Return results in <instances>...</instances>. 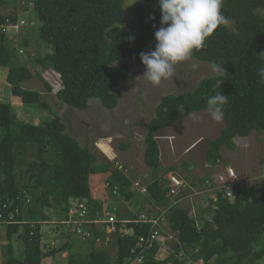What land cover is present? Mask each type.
<instances>
[{
    "label": "trees",
    "instance_id": "16d2710c",
    "mask_svg": "<svg viewBox=\"0 0 264 264\" xmlns=\"http://www.w3.org/2000/svg\"><path fill=\"white\" fill-rule=\"evenodd\" d=\"M7 1L0 0V8ZM21 1L26 3L24 11L32 6L36 27L16 43L12 35L0 32L3 80L11 97L24 107L47 110L50 115L42 123L32 124L18 118L11 103L0 100V208L7 205L0 220L8 219L9 212L19 209L14 216L18 223L8 224L5 229L6 243L0 248L3 264H42L44 259L63 252L68 256L67 264H125L138 237L147 233V224L133 226L132 236L112 234V257L95 246L97 240L106 237L103 229L86 228L91 234L79 238L69 226H64L59 233L65 242L53 247V238H44L43 225L52 218L65 219L73 199L85 201L91 217L107 203L117 218L134 217L130 210H119L117 196L110 190L112 186L127 202L136 200L137 210L165 207L169 202L166 188L155 174L159 168L164 173L174 167L162 170L155 133L189 113L206 109L207 97L215 92L222 91L229 98L223 106L224 127L217 138L207 141L205 158L210 165L220 161L222 146L234 148V137H246L251 132L264 134V84L259 83L257 74V69L264 66V55H258L264 52V0H224L222 12L228 24L214 30L206 39V46L194 50L191 59L211 67L216 63L224 71L202 78L192 92L161 97L154 117L145 124L143 161L152 180L147 184L148 196L139 198L129 189L131 180L108 163H98L90 147H82L65 132L64 123L42 100L41 92L25 84L38 77L46 91H50L41 74L52 70L59 74L63 85L55 95L59 104L84 110L89 99L94 98L104 108L113 109L117 105L114 89L121 79L130 76L129 64L120 61H139L141 52L155 49L154 32L161 26L157 0H129L128 4L126 0ZM150 14L155 16L154 20L149 19ZM17 21L16 15H0V25ZM30 45L37 54L28 63H19L17 47L29 51ZM27 148L32 149L36 160L26 162L28 177L21 180L15 167L24 162ZM50 151L53 163L44 157ZM18 154L22 155L20 161ZM95 173L103 174L97 177L100 183L104 180L111 186L107 194L100 183L91 180L90 175ZM209 181L213 187L212 180ZM214 194L216 200L207 197V206L198 208L195 215H191L189 208L177 205H171L166 212L169 227L180 244L193 252L185 254L203 264H258L264 257V178L254 187L235 188L232 202L222 189H215ZM14 237L23 248L21 256L15 252ZM78 241L87 242L89 250L72 251V245ZM156 252L155 245L146 252L142 264H186L173 255L158 260Z\"/></svg>",
    "mask_w": 264,
    "mask_h": 264
},
{
    "label": "rangeland",
    "instance_id": "374dc122",
    "mask_svg": "<svg viewBox=\"0 0 264 264\" xmlns=\"http://www.w3.org/2000/svg\"><path fill=\"white\" fill-rule=\"evenodd\" d=\"M127 4L129 0H126ZM8 4L0 9V13L16 15L19 23H24L19 30V34L14 35V31L9 30V34L13 36L15 43L24 35H29L31 30H35L36 24L32 19L33 10L30 5L27 11H23L26 3L21 0H8ZM22 7V8H21ZM17 46V45H16ZM30 52V53H29ZM37 54L36 49L30 45V49H21L17 47V58L19 63L29 62L31 56ZM130 66V76L127 79H121L114 89L117 97V105L113 109L104 108L97 99L91 98L84 110L62 106L54 95L49 94L43 87L42 80L34 77L31 82L25 84V87L37 89L41 92L42 100L50 105L52 111L59 115L61 121L65 124V132L76 138L83 147H90L91 151L97 155L98 163H110L109 157L120 155L117 159L123 164L130 165L135 175L144 177L147 171L144 169L143 152L145 149L143 139L146 134L145 124L154 117V110L159 103L161 97L167 94L181 95L192 92L198 85V82L204 77L217 75L219 72L205 62L190 60L179 62L175 66L174 76L167 80H162L159 85H153L143 75L146 68L139 61L121 60ZM195 63L199 67L196 70L190 68V64ZM30 65V64H29ZM31 66V65H30ZM0 67V80L4 79L5 72ZM0 100L12 103L13 109L18 118L39 124L44 121V117H49L47 110L33 108L31 106L22 105L20 101L11 102V93L6 81H0ZM192 114L199 116V120H194ZM224 127L223 118L216 122L210 119L206 109L199 112L189 113L186 117L176 121L170 127L157 131L155 140L158 144L160 152V166L164 169L173 166L174 170L183 178L190 189L184 191L183 199H179L180 208H190L194 205L191 214L194 215L195 210L207 206V197L209 190L207 179H211L219 183L218 175L221 172L218 166L229 165L234 169L236 179L228 180L227 183L233 188H251L259 184L262 177L264 178V134L251 132L246 138L233 139L234 148L227 149L225 146L220 148V164L216 167H206L205 150L207 141L217 138L220 131ZM109 136L112 138L111 145L109 140L95 142ZM169 141V142H168ZM192 145V146H191ZM112 146V147H111ZM126 146V147H123ZM191 146V147H190ZM190 147V148H189ZM104 153V154H103ZM22 155H17L18 161ZM24 162L18 163L15 172L21 176V180L27 179L26 162L36 160V155L31 148H27L23 156ZM49 163H53V153L47 152L44 155ZM112 164V163H111ZM111 168V166H110ZM147 169V168H146ZM213 169V170H212ZM132 170V171H133ZM148 170V169H147ZM161 172V171H160ZM133 177V173L131 175ZM203 178L202 183L199 181ZM208 182H207V181ZM237 180V181H236ZM236 181V182H235ZM224 182V176L222 177ZM233 182V183H232ZM194 184L196 186H191ZM105 189V188H104ZM106 194L108 192L105 189ZM119 200V210L121 212L127 210H135L137 201L127 202L123 196ZM210 217L208 214L204 215ZM54 224H44L43 233L50 239L53 238L51 245L59 247L65 242V237L59 232L61 229L55 228ZM50 230V231H49ZM60 230V231H59ZM18 256L22 255L23 248L19 246L15 239L12 241ZM6 243L5 227L0 226V248ZM95 246L103 249L110 257L114 255L115 244L112 238H105L95 242ZM87 242H77L72 245V251L82 253L89 250ZM169 254L161 252L157 258H165ZM68 256L66 252L56 254L52 258L44 259L42 264H67ZM0 264H3V257L0 249ZM258 264H264V257L259 260Z\"/></svg>",
    "mask_w": 264,
    "mask_h": 264
},
{
    "label": "clouds",
    "instance_id": "9594fccd",
    "mask_svg": "<svg viewBox=\"0 0 264 264\" xmlns=\"http://www.w3.org/2000/svg\"><path fill=\"white\" fill-rule=\"evenodd\" d=\"M224 0H157V4L160 8L161 16H160V27L154 32V37L156 40V45L154 50L150 51H144L140 53V59L143 65H145V72L143 73L142 76L146 78L151 84L153 85H159L162 80H167L170 79L174 76L175 73V66L179 62H185V61H190L193 57V52L194 50H200L206 46L205 41L206 39L216 30L219 26L221 25H227L228 24V19L224 16L222 12V7H223ZM2 6L1 8L5 7ZM0 8V9H1ZM22 8V7H21ZM24 11V10H23ZM0 15H9V14H2ZM150 20H154L155 16L151 15L149 16ZM11 25H18L17 29H14L11 27ZM24 25V23H19L17 21L16 24H8V25H0V32L7 34L8 36H11L9 34L10 31H14V35L19 34V30ZM131 39V37H129ZM258 55H264V52L259 53ZM199 66L195 63L190 64V68L194 71L198 68ZM212 68L216 72H221L224 71L221 65H217L216 63L212 64ZM45 71H51L55 73L56 75V82H49L44 79L43 73L41 74L42 78L50 85L51 90L48 91L49 94L51 95H56L62 88V81L60 79V76L58 73L52 71V70H45ZM257 74L259 76V83L264 84V66H261L257 69ZM4 81V80H3ZM220 81V85H221ZM56 98V96H55ZM228 95H225L222 93V91L215 92V94L210 95L207 97L206 100V111L208 116L210 117L211 120L219 122L223 118V106L228 103ZM22 104V103H21ZM61 105V104H60ZM66 106V105H62ZM59 116V115H58ZM192 118L194 120H199V116L196 114H192ZM65 125V124H64ZM66 128V127H65ZM248 137V136H246ZM246 137H234L235 138H246ZM106 138L109 140V144L111 145L112 138L109 136L102 137L98 139L95 142V146L97 147V143L106 140ZM77 140V139H76ZM233 141V140H232ZM144 142V139H143ZM80 144V143H79ZM81 145V144H80ZM82 146V145H81ZM192 146V145H191ZM190 146V147H191ZM83 147V146H82ZM112 147V146H111ZM159 147V146H158ZM189 147V148H190ZM98 148V147H97ZM99 149V148H98ZM91 151V149H90ZM101 152V150L99 149ZM92 152V151H91ZM93 153V152H92ZM104 154V153H103ZM159 157H160V152H159ZM120 158L118 155H114L113 151V157H109L110 163H108L111 168H116L120 172H122L123 175L128 177L131 180V186L130 190L135 192V194L139 197H145L148 196L147 192V184L151 182L152 178V173L150 169L145 165L143 159V164H144V169L147 171L149 174H145L144 177L141 175L138 177L135 175V172H140L139 170H133L130 165L123 164L124 162H119L117 159ZM159 159V158H158ZM112 163V164H111ZM160 163V161H159ZM206 167H209V171H211V168L216 167L220 162H218L216 165H210L208 162H206ZM169 167V166H168ZM222 168V173L218 175V177H223L224 179H228V172L227 169L231 168V166L228 165H222L218 166ZM148 170H147V169ZM162 170L164 169L161 166ZM166 169V168H165ZM133 170V171H132ZM157 173L155 174L156 179L159 180V182H162L165 185L166 192L165 196L168 198V204L164 206H155L152 207L151 209L149 208H144V209H135V210H130L134 213V217L132 218H117L116 215L109 209L108 203L104 207L102 206V209L99 211H96L94 214V217H91L90 209L88 207V204L85 201H82L80 199H73L74 202H70V207L67 211V217L65 219H62L60 221H57L55 218H52L51 220H48L45 222V224H54L55 228L56 227H64V226H69L76 235L79 236V238H84L83 236H89L91 234L90 230H87L86 228H91V227H96V229L101 230L103 229L106 233L105 238H111L112 234L117 233L121 236H132L134 234V227L135 225H143L147 224L149 226L147 234L149 233V230L151 228V224L148 222H142L140 221V216L145 215L147 219L150 217H155L158 216L162 213L163 221L161 222V227L162 231H160L161 238H166L165 243L167 246H170L169 251H163L168 253L169 256L175 255L178 252H180L182 249L183 251L187 254L189 247L186 245H181L178 239L175 236V233L172 232V230L169 227L167 218H166V212L168 211L169 207L171 205H177L179 207V199H183L184 197L182 194L184 193L185 190L190 189V185H187L185 180L179 176V174L176 172V170L172 169L166 172H160V168L158 169ZM213 170V169H212ZM234 170V169H233ZM131 172L133 173V177L130 176ZM171 174L174 176H178L183 182L186 184L185 188L182 190V192L179 194L178 197H176V203H172L167 196L168 192V183L165 179V175ZM103 174L101 173H95L90 175L91 180H95L96 182L100 183L101 179L98 180V176H102ZM236 179V175L234 177ZM263 178V177H262ZM206 179V178H205ZM204 179V180H205ZM208 181L211 179H207ZM206 180V181H207ZM207 181V182H208ZM237 181V180H236ZM235 181V182H236ZM203 182V181H202ZM200 182V183H202ZM214 186H211L210 181L207 183L208 185V190H209V196L211 198V195L214 194V190L217 189L219 184H223L222 178H219V183H216L215 181H212ZM218 184V185H217ZM99 185H102L105 189H108L109 186L107 182L103 180L102 183ZM191 186H196L194 184H191ZM235 189V188H234ZM109 190V189H108ZM112 194L117 196L118 201L121 200L120 197L123 196L121 193L118 192V189L116 186H112L110 189ZM215 195V194H214ZM124 198V196H123ZM229 202L233 201V195L232 198H228ZM125 199V198H124ZM212 199V198H211ZM213 200V199H212ZM216 200V196H215ZM213 200V201H215ZM6 205V204H5ZM9 205H11L9 203ZM82 205V208L79 206ZM187 208V207H186ZM194 208V205L190 206V210L192 211ZM17 213L14 212L15 209L12 210V212L8 213V217L10 213H14V216L19 213V209ZM84 210V213L82 215H79V212ZM150 210V211H147ZM158 211V213H156ZM196 213V210L195 212ZM3 214V212H2ZM192 215V214H191ZM195 215V214H194ZM109 216H111L114 219L113 225H115V230L110 231V225L111 222L108 221ZM9 219V218H8ZM4 219V217L0 220V226L5 227L8 224L11 223H18L15 221L14 217L12 220ZM208 220H210V217H207ZM71 221L70 223H67L68 221ZM119 224L120 227H117ZM130 225V226H129ZM53 226V227H54ZM200 228V225L198 226ZM79 228V231L77 230ZM50 231V230H49ZM43 232V229H42ZM139 236V237H145ZM168 236H171V239H168ZM138 237V239H139ZM15 239V237H14ZM98 241V240H97ZM96 241V242H97ZM138 240L133 248L130 249V255L129 257L132 256L131 250L134 249L135 251H139V247H137ZM157 246V252L155 257L157 258V255L160 254L162 251H159V243L156 244ZM152 249V248H151ZM176 249L178 251L176 252ZM150 250V249H148ZM147 250V251H148ZM146 251V252H147ZM147 253L144 255V259L146 257ZM188 255V254H187ZM128 257V258H129ZM175 257V256H174ZM126 258V260L128 259ZM166 258V257H165ZM143 259V261H144ZM163 259V258H160ZM158 259V260H160ZM178 259V258H176ZM125 260V264H127ZM178 260H185L183 259H178ZM142 261V262H143Z\"/></svg>",
    "mask_w": 264,
    "mask_h": 264
},
{
    "label": "built area",
    "instance_id": "2783aa9c",
    "mask_svg": "<svg viewBox=\"0 0 264 264\" xmlns=\"http://www.w3.org/2000/svg\"><path fill=\"white\" fill-rule=\"evenodd\" d=\"M11 27H13L14 29H17L18 25H11ZM43 77L45 80H47L49 82H56V75H55V73H53L51 71H44ZM227 172H228V179L225 178L223 184H219V185L217 184L218 185L217 189L218 188L222 189L224 191V195L231 199L232 195H233L232 192H233L234 188L231 187L227 183V181L229 179L232 180L235 177V172L231 168H228ZM219 178H222V176ZM165 179L168 183L167 184L168 185L167 196L169 197L170 201L174 204V203L178 202L175 199H176V197L179 196V194L185 188L186 184L178 176H174L171 174L165 175ZM211 198L213 200H215V195L212 194ZM79 207L82 208V205H80ZM5 209H7V205H3V208H0V218L2 217V211ZM14 212L17 213L18 210L15 209ZM83 213H84V210L82 209V211L79 212V215H82ZM13 217H14V213H10L8 220H12ZM108 221L111 222L110 231H114L115 230V225H113V223L115 222L114 219L111 216H109ZM140 221L150 223L151 228H150L147 236L139 237L137 247H139L140 249H139V251H135L134 249L131 250L132 256L126 260L127 264H142V261L144 259V255L146 254V251L148 249L153 248L158 243H159V251H162V252L163 251H169V250L171 251L170 246H167L165 243L166 238H161V235H160V231H162L161 222L163 221L162 213L158 216L150 217L149 219H147L145 217V215H141ZM70 222L71 221L69 220L67 223H70ZM77 230L79 231V228ZM168 239H171V236H168ZM190 251L191 250L188 249V253ZM171 252H173V251H171ZM191 253H193V252L191 251L189 254H191ZM174 256H175V258H178V259L184 258L186 264H203L202 260L192 261L190 258H188L189 256H187L185 254L183 249L180 252H178L177 254H175Z\"/></svg>",
    "mask_w": 264,
    "mask_h": 264
},
{
    "label": "crops",
    "instance_id": "0c3cea01",
    "mask_svg": "<svg viewBox=\"0 0 264 264\" xmlns=\"http://www.w3.org/2000/svg\"><path fill=\"white\" fill-rule=\"evenodd\" d=\"M0 81H3V80H0ZM15 100L18 102V99H17V98H13V97H11V102H12V101H15ZM11 105H12V103H11ZM168 142H169V141H168ZM118 155H119V154H118ZM119 156H120V155H119ZM218 165H219V164H218ZM220 170H221V172H222V168H220Z\"/></svg>",
    "mask_w": 264,
    "mask_h": 264
},
{
    "label": "bare ground",
    "instance_id": "6f19581e",
    "mask_svg": "<svg viewBox=\"0 0 264 264\" xmlns=\"http://www.w3.org/2000/svg\"><path fill=\"white\" fill-rule=\"evenodd\" d=\"M17 215V214H16ZM17 220V219H16Z\"/></svg>",
    "mask_w": 264,
    "mask_h": 264
}]
</instances>
